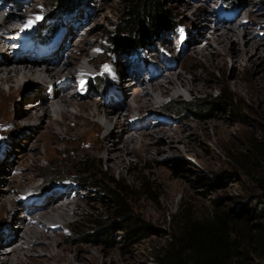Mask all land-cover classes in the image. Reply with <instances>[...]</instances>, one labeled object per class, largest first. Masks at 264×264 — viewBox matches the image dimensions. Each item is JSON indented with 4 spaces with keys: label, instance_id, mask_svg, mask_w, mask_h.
Returning a JSON list of instances; mask_svg holds the SVG:
<instances>
[{
    "label": "rangeland",
    "instance_id": "1",
    "mask_svg": "<svg viewBox=\"0 0 264 264\" xmlns=\"http://www.w3.org/2000/svg\"><path fill=\"white\" fill-rule=\"evenodd\" d=\"M51 3L52 0H0L1 18L10 11L35 4L40 10L32 15L35 23L21 38H3L7 46H16L5 48L8 51L5 56L52 58L63 49V57L68 54V47L73 46L83 61L82 67L92 73L90 78L74 76L81 83L72 88L80 93L76 101L111 111L126 109L136 119L142 116L132 101L136 85L130 86L127 99L114 96L124 83L114 80V62L122 72L120 77L128 81L138 69L144 72L143 76L157 73L153 81L175 72L186 74L202 90L160 97L157 104L147 106L146 116L134 122L139 131L144 130L142 124L152 130H175L181 133L180 141L174 150L169 149L163 155L149 158L145 152L141 156L134 154L127 164L119 167H113L96 149L56 139L54 134L44 133L45 128L30 131L25 124L28 108L15 106L1 118L8 132L0 135V193H7L6 181L14 188L20 183L27 184L19 194L14 191L8 196L14 199L28 194L29 200L24 203L29 205L41 203L45 195L70 186V192L79 196L78 205L59 243L103 249L105 261L100 259L96 264H157L159 254L184 220L203 219L214 210H247L252 213L247 220L249 230L241 236L242 255L235 264H264V0H161L176 17V26L151 35L141 47L128 51H112L108 41L125 15L129 0H65L54 9ZM208 10H216L225 27L246 31L247 38L260 44L258 59L237 69L233 53L224 57L223 65L211 64L197 54L207 42L205 38L201 46L190 48L191 33L199 18L212 17L205 20L214 26L216 15ZM15 33L20 35L22 30ZM242 41L239 38L235 43ZM90 42L94 46L86 55L84 48ZM89 56L100 61V65L89 63ZM99 84L102 86L97 91ZM37 90L43 95L52 92L50 87L42 89L34 82H26L18 99L28 98ZM218 95L224 97L221 104L206 111L197 108L201 101L210 103ZM34 99L26 102L39 103ZM183 102H191V106L183 108ZM35 114L42 115V107ZM16 119L21 124L14 125ZM47 121L44 118L43 123ZM27 122L40 124L38 120ZM115 124L108 123L100 136L109 135ZM45 143L50 148H45ZM65 144L69 149L64 148ZM40 151L47 157L36 162ZM85 172L88 177L83 179ZM113 184L123 189L125 209L137 223L134 229L130 221L124 222L128 228L121 229L116 218L119 211L114 203L102 198L100 191L113 189ZM25 211L19 206L17 216L26 214ZM3 215L8 221L9 215L6 212ZM3 222L0 220V240L10 238ZM17 224H11L14 230H18ZM10 243H5V251L14 246Z\"/></svg>",
    "mask_w": 264,
    "mask_h": 264
},
{
    "label": "bare ground",
    "instance_id": "2",
    "mask_svg": "<svg viewBox=\"0 0 264 264\" xmlns=\"http://www.w3.org/2000/svg\"><path fill=\"white\" fill-rule=\"evenodd\" d=\"M39 11L35 4L29 8L10 11L4 18L0 17V135L8 132V129L2 126V116H5L15 106L18 108L25 106L28 108L25 124L30 131L45 128L44 133L54 134L56 139L78 142L84 148L96 149L99 154H103L107 162H112L113 167L127 164L134 154L141 156L145 152L146 157L154 158L159 154L163 155L169 149L174 150L180 141V132L162 128L152 130L147 124H142L144 130L139 131V127L134 122L145 117L146 107L157 104L160 97L176 96L183 91L194 94L200 92L202 87L189 79L186 74L175 72H171L168 77H162L161 80L153 81L157 73L143 76L144 72L141 69L135 71V75L130 74L131 81H128L120 77L122 72L114 62L112 64L115 69L113 74L116 75L114 80L120 79V82L124 80L123 89L118 90L114 96H125L127 99L130 86L136 85L137 91L132 95V101L136 103L135 107L142 116L136 119L134 115L129 116L126 109L122 112H118L116 108L111 111L89 102H78L76 100L80 93L72 91V88L81 83L74 76L78 74L79 77L81 75L84 78H90L92 73L90 69L82 67L83 61L79 55L75 54L73 46H66L68 54H64L63 57L61 56L63 49H60L52 58H33L29 55L5 56L8 52L5 48L16 46H7L3 38H21L22 34L29 31L31 27L27 26L28 22L35 19L32 15ZM208 11L216 15V21L212 23L214 26L205 20H212V17L199 18L196 22V29L191 33L189 43L193 45L190 48L193 46L198 48L205 38L207 42L197 54L205 57L211 64L223 65L224 57L233 53L237 69L245 65L247 61L258 59L261 52L260 44L247 38L246 31L243 33L238 28L236 30L225 27L224 20L216 10ZM18 29L22 30L20 35L15 33ZM208 32L209 36L206 34ZM233 36L235 39L232 38ZM239 38L244 41L240 44L235 43ZM93 46L91 42L86 47L84 46L86 55H89ZM18 47L22 49V46ZM247 52L249 55L246 58ZM88 61L93 66H99L101 63L91 56L88 57ZM104 67L107 65L104 64ZM68 80L72 81L67 82ZM26 82H34L42 86V89L50 87L52 92L50 95H43L42 91L37 90L33 92L34 95L19 100L18 96L21 95ZM5 85L8 87L5 88ZM144 86L147 87L144 88ZM34 98H37L39 103H32ZM28 99L33 100L26 102ZM126 105L122 104L123 107ZM38 107H42V115L35 114ZM44 118L48 119L45 124L43 123ZM28 120H38L40 124L28 123ZM126 121H128L127 124ZM113 122H116L115 129L109 135L101 137V131L105 130L108 123ZM17 123L21 124V121L16 119L14 125ZM118 141L122 144L118 145ZM44 147L50 148V144L45 143ZM64 148L69 149L67 144ZM42 157H47V154L40 151V155L35 157L36 162H39ZM5 183L8 188L7 193H0V220L6 224L7 227L4 230L8 231L10 238L0 240V264H96L100 259L105 261L103 256L105 257L106 252L103 249H95L86 245L65 246L59 243V237L70 225L78 205L79 196L77 193L70 192L72 190L70 186L66 188L67 190L45 195L41 203L28 202L29 205H27L24 200H29L27 199L28 194H24L23 197H14V199L8 196L14 191L19 194L27 184L20 183L19 187L14 188L10 181ZM19 206L26 210V214L17 216ZM5 212L9 215L8 221L4 220L3 213ZM13 223H18V230L13 229L11 225ZM2 235L7 236L6 232ZM5 243L14 244V246L11 250L5 251L3 249Z\"/></svg>",
    "mask_w": 264,
    "mask_h": 264
},
{
    "label": "trees",
    "instance_id": "3",
    "mask_svg": "<svg viewBox=\"0 0 264 264\" xmlns=\"http://www.w3.org/2000/svg\"><path fill=\"white\" fill-rule=\"evenodd\" d=\"M64 1L52 0L51 8L60 6ZM175 18L161 0H129L125 15L111 32L109 46L112 51L141 47L151 35L175 27ZM101 86L98 85L97 91H100ZM223 98L218 95L210 103L201 101L197 108L206 111L224 102ZM189 106L191 102H183V108ZM87 177L85 172L83 179ZM113 186V189L100 191L102 198L114 203L119 211L116 218L121 229L128 228L124 227V222L129 221L134 229L137 223L125 209L121 198L123 189L116 184ZM250 214V211L243 209L214 210L203 219L184 220L182 227L172 235L168 245L159 254L157 264H235L242 255L241 236L249 230L247 220Z\"/></svg>",
    "mask_w": 264,
    "mask_h": 264
},
{
    "label": "snow or ice",
    "instance_id": "4",
    "mask_svg": "<svg viewBox=\"0 0 264 264\" xmlns=\"http://www.w3.org/2000/svg\"><path fill=\"white\" fill-rule=\"evenodd\" d=\"M40 18H41V17H37V19H40ZM33 23H35V21H29L27 26L30 27Z\"/></svg>",
    "mask_w": 264,
    "mask_h": 264
}]
</instances>
